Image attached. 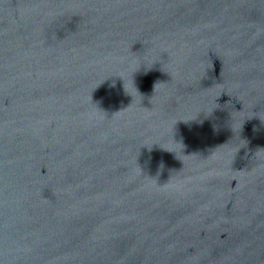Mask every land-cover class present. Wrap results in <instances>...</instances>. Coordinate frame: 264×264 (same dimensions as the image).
Listing matches in <instances>:
<instances>
[{"label":"water","instance_id":"water-1","mask_svg":"<svg viewBox=\"0 0 264 264\" xmlns=\"http://www.w3.org/2000/svg\"><path fill=\"white\" fill-rule=\"evenodd\" d=\"M0 264H264V0H0Z\"/></svg>","mask_w":264,"mask_h":264},{"label":"clouds","instance_id":"clouds-1","mask_svg":"<svg viewBox=\"0 0 264 264\" xmlns=\"http://www.w3.org/2000/svg\"><path fill=\"white\" fill-rule=\"evenodd\" d=\"M121 79H122V77H120ZM125 90V89H124ZM125 92L127 93V94H129V95H131L130 93H128L126 90H125ZM170 152H172V150H170Z\"/></svg>","mask_w":264,"mask_h":264}]
</instances>
